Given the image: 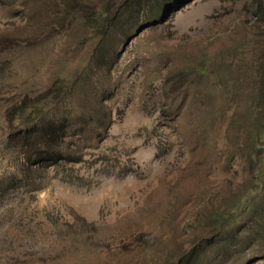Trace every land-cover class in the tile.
Listing matches in <instances>:
<instances>
[{
	"label": "rangeland",
	"instance_id": "rangeland-1",
	"mask_svg": "<svg viewBox=\"0 0 264 264\" xmlns=\"http://www.w3.org/2000/svg\"><path fill=\"white\" fill-rule=\"evenodd\" d=\"M263 63L264 0H0V264H163L193 243L189 264H264ZM22 103L67 122L65 158L28 175L6 142Z\"/></svg>",
	"mask_w": 264,
	"mask_h": 264
},
{
	"label": "trees",
	"instance_id": "trees-1",
	"mask_svg": "<svg viewBox=\"0 0 264 264\" xmlns=\"http://www.w3.org/2000/svg\"><path fill=\"white\" fill-rule=\"evenodd\" d=\"M104 6L99 5L94 7L92 15L88 17H84L82 21L83 29H85L89 35H98V39H96L95 45H98L101 34L105 31L109 30L111 27V23L107 21L106 17H102L104 14ZM82 18V16H81ZM103 19V21L101 20ZM92 52V50H91ZM261 72L264 74V63L261 66ZM261 85V84H260ZM259 85V92L261 94V89ZM57 108L54 104L44 105L41 103L39 105L35 103H29V105L19 104L18 107L13 111V121L15 122L14 128L9 130L6 133V142H10L12 140L13 145L17 144L20 147H23L26 151L24 156L25 163L20 162L19 170L24 174H29L28 166L47 163L49 161H57L60 158H65V155L61 153L60 142L62 139V135L59 133H52V125L56 122L59 125V128H62L66 125V120L62 117H57ZM263 114H261L262 116ZM257 124L258 130L257 132V140L254 139L252 144L254 146H259L262 144L264 149V118L260 121H255ZM257 149V148H256ZM31 156H34L32 158ZM262 168L261 175H264V153L261 158ZM24 165V166H23ZM260 175V173H259ZM12 185V178L8 176V179L4 177H0V202L5 194V191ZM253 200V199H251ZM244 203H240V206L237 207L236 204L234 210L225 216L224 210H226V206L223 204L219 205L218 208L214 209L210 213L209 222L211 226L216 230H221V226L226 228L228 227L229 221L233 220L237 222V217L240 215V211H244L249 215H251L252 210L256 208V205L249 201V198L243 199ZM239 209V210H238ZM264 221V220H263ZM258 228H260L258 226ZM260 230V229H259ZM256 228L250 226L247 228V232H250V237L253 238V233H255ZM252 232V233H251ZM219 234V233H218ZM220 239V238H219ZM251 239V238H250ZM208 241V240H207ZM206 244L209 242H205ZM197 243H193L192 246L182 253L179 254L176 260L174 261H166L163 264H189L190 258L194 255V253L199 249Z\"/></svg>",
	"mask_w": 264,
	"mask_h": 264
}]
</instances>
